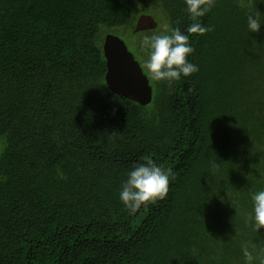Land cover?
Wrapping results in <instances>:
<instances>
[{
	"label": "trees",
	"instance_id": "16d2710c",
	"mask_svg": "<svg viewBox=\"0 0 264 264\" xmlns=\"http://www.w3.org/2000/svg\"><path fill=\"white\" fill-rule=\"evenodd\" d=\"M184 8L0 0V264H245L242 241L264 246L247 216L264 188V27L250 33L247 15L264 0H215L199 18L213 30L189 34L199 71L169 86L144 69L140 40L184 32ZM142 13L157 26L136 31ZM119 31L152 86L147 104L106 82L105 37ZM146 158L175 179L129 214L120 186Z\"/></svg>",
	"mask_w": 264,
	"mask_h": 264
},
{
	"label": "clouds",
	"instance_id": "9594fccd",
	"mask_svg": "<svg viewBox=\"0 0 264 264\" xmlns=\"http://www.w3.org/2000/svg\"><path fill=\"white\" fill-rule=\"evenodd\" d=\"M184 10L192 23L184 32L180 28L168 25L158 33L145 35L140 40V47L145 51L143 67L156 82L172 85L181 76L188 77L199 71L198 65L188 60L194 52L189 43V34L204 35L212 31L211 26L199 22V18L208 14L214 7L215 0H183ZM264 27V14L260 11L247 15V29L250 33H259ZM219 164L213 162L214 168ZM175 179L172 168H164L151 158L135 163L126 173L119 191V200L129 211L135 214L141 206L164 199L169 191L171 180ZM252 210L247 214L252 227L257 232L264 228V188L250 193ZM241 249L245 264H264V246L255 242L242 241Z\"/></svg>",
	"mask_w": 264,
	"mask_h": 264
},
{
	"label": "water",
	"instance_id": "95a60500",
	"mask_svg": "<svg viewBox=\"0 0 264 264\" xmlns=\"http://www.w3.org/2000/svg\"><path fill=\"white\" fill-rule=\"evenodd\" d=\"M157 20L151 14L142 13L135 30L154 28ZM104 54L106 56L108 87L121 96L134 99L142 104L152 100V86L144 73L135 54L128 48L125 40L117 34L108 33L104 41Z\"/></svg>",
	"mask_w": 264,
	"mask_h": 264
},
{
	"label": "rangeland",
	"instance_id": "374dc122",
	"mask_svg": "<svg viewBox=\"0 0 264 264\" xmlns=\"http://www.w3.org/2000/svg\"><path fill=\"white\" fill-rule=\"evenodd\" d=\"M118 33H119L120 35H123L122 38L125 39V40L127 39V35H130V34H128L127 32H125L127 35H126L125 33L123 34V32H120V31H119ZM117 35H118V34H117ZM128 37L131 38V36H128ZM133 39H134V37H132V40H133ZM133 43H134V42H133ZM0 145H1V143H0Z\"/></svg>",
	"mask_w": 264,
	"mask_h": 264
}]
</instances>
